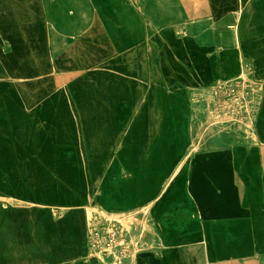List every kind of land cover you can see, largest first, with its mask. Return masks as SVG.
Instances as JSON below:
<instances>
[{"label":"rangeland","instance_id":"1","mask_svg":"<svg viewBox=\"0 0 264 264\" xmlns=\"http://www.w3.org/2000/svg\"><path fill=\"white\" fill-rule=\"evenodd\" d=\"M199 1L194 17L145 41L155 82L131 85L132 121L147 108L165 134L161 144L178 148L167 176L146 190L151 197L188 154L165 193L146 210L110 211L104 184L133 173L116 149L103 156L104 142L96 160L89 142H70L71 176L50 169L37 179L44 216L22 246L0 251V264H264V0ZM88 82L87 74L68 77L66 92ZM10 86V34L2 33L0 89ZM47 194H72V202Z\"/></svg>","mask_w":264,"mask_h":264},{"label":"crops","instance_id":"2","mask_svg":"<svg viewBox=\"0 0 264 264\" xmlns=\"http://www.w3.org/2000/svg\"><path fill=\"white\" fill-rule=\"evenodd\" d=\"M0 3V18L9 19L3 23L5 28L1 24L0 34H10L13 77V87L0 89V251L11 244L22 246L27 234L40 224L42 208L47 207L39 204L37 179L50 169L52 175L63 173L65 179L72 174L66 153L70 142H89L93 145L89 155L94 159L102 157L97 146L104 142L108 150L103 156L111 157L116 149L117 163L133 173L128 182L112 178L104 184L101 203L110 211L150 208L165 193L188 154L172 169L160 193L151 197L146 190L167 176L178 148L161 144L165 134L154 122L156 117L148 119L147 108L132 121L131 92L135 85L139 89L155 82L143 60L145 41L158 40L161 31L180 26L191 14L194 17L200 1ZM84 74L89 82L67 93L66 78ZM51 77L57 85L50 86ZM22 80L29 83L14 84ZM68 95L75 102H68ZM154 102L149 100L145 106ZM39 161L42 165L51 161L43 169L45 174H39ZM149 166L150 172L146 171ZM59 195L45 197L72 202V194L64 199Z\"/></svg>","mask_w":264,"mask_h":264},{"label":"bare ground","instance_id":"3","mask_svg":"<svg viewBox=\"0 0 264 264\" xmlns=\"http://www.w3.org/2000/svg\"><path fill=\"white\" fill-rule=\"evenodd\" d=\"M147 208H145L144 210H146Z\"/></svg>","mask_w":264,"mask_h":264}]
</instances>
